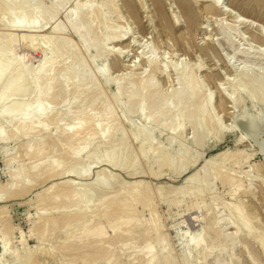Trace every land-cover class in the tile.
<instances>
[{"label": "rangeland", "instance_id": "1", "mask_svg": "<svg viewBox=\"0 0 264 264\" xmlns=\"http://www.w3.org/2000/svg\"><path fill=\"white\" fill-rule=\"evenodd\" d=\"M29 1L28 7L32 6L30 4L34 5L37 0ZM209 1L211 0H185L195 13L193 22L189 21L180 0H38L41 3L38 4L47 9L54 7L51 5L56 6L61 3L62 6H59L57 16L55 15V18L49 16L51 8L45 11L47 15L38 17L35 23L17 27L9 26L8 11L5 10L7 13H4V10L0 8V38L8 39H0L1 44L3 43L7 47L14 46L15 55L28 71L27 77H23L24 95L19 96L21 97L19 101L16 97L9 103L7 102V105L24 101L29 105L28 110H33V107H36L41 100L40 104L48 105L50 108V113L44 115L45 117L41 120L48 126V130L44 134L30 130L26 135L24 131L17 130L20 129L21 123L19 125L17 121L12 120V118L20 120V117L14 116L8 119L0 114V128L8 137L6 141L1 140L0 143V197L2 198H0V234L4 233L6 236L8 234L10 250V254L3 260L1 259L3 255L0 256V262L2 261L4 264H147L148 257H143L142 260L140 254L136 255V250L144 248L147 244H154L156 256L154 255L150 259L151 261H148L150 264L151 262L155 264L156 261V264H167V260L172 261L170 264H264V250L259 244L261 237V240H264V82H260L262 79L264 80V39L262 38L264 0H217L219 7L229 13L225 15L221 11L211 13L208 8ZM53 2L54 4H51ZM38 4L36 3V6ZM75 4L82 5L79 17L86 11L98 10L100 13L94 29L89 34L90 43L95 42L98 44L97 46L102 45L101 41L106 32H112L111 39L102 47L100 46L101 48L95 44L96 47L94 46L92 51L88 52L78 35L72 31L71 22L68 24L67 12ZM46 8L44 9L46 10ZM45 16L46 18H44ZM240 21H243L242 25L239 24ZM57 25H64L63 30L65 31L53 34V28ZM26 36L29 37L30 42L23 41V37ZM52 36L55 37L56 46H64L62 44L65 42L72 46L75 50L73 51L74 55H64L53 60L52 50L42 47L45 40ZM118 36H125L124 41L117 43ZM259 37H261L260 40H258ZM3 44L0 46L5 47ZM261 44L263 45L261 46ZM39 46L42 50L39 49ZM7 47L5 50H3L4 48L1 50L6 51L7 49V54L11 55V47H9L10 49ZM115 51L120 56L118 65L114 64ZM45 59L46 62L52 59L59 67L55 78L58 81L57 84L54 81L52 87L50 85L45 87V92L40 93L42 96H38L39 101H37L38 98L33 91L36 83L33 85L32 77L34 71H37ZM150 60L156 64L155 71L153 68L151 69ZM79 65L83 66V71L78 73ZM46 66L49 67V65ZM102 69L105 70L104 76L100 74ZM75 73L77 75L75 85L78 83V88L84 84L86 77L93 79L92 84H94L91 85V88L89 87L91 89L88 90L89 93H83L84 95L82 94L77 103H72L71 98L75 93L76 86L71 87L70 85L69 87L67 77L71 74L75 75ZM141 77L144 78L143 85L145 84V86L151 79L150 81L157 86V90L159 89L158 93L161 97L158 96L161 100L164 99L162 98L164 94L168 97L171 95V99L168 98V100L170 99L169 105L172 111L166 117L161 118V116L153 114L157 118H151L150 115L153 112L150 108L160 104L157 99L144 104L143 108L145 105L147 107L137 112L138 101L131 104L127 102V97L122 96L120 99L114 97L119 87L134 82V80L137 81ZM244 77L251 78L252 82H248V84L250 83L252 86L243 81ZM79 78L83 81L82 83ZM257 79L260 80V84ZM193 80L196 82L193 83ZM61 82L64 83L59 84L60 87L54 88V85L57 87ZM256 82L258 86L255 84ZM185 83L190 84L191 88H196L195 90L193 88L191 96L189 94L190 97L182 101L172 99L176 92L183 89ZM63 85H66L64 86V89L66 88L64 95ZM1 88L0 93L5 91ZM46 92L53 94L48 93L51 94L48 95ZM97 94L100 101L94 99ZM197 94H199L198 97ZM91 95L92 100H90ZM50 96H54V98L50 99ZM197 101L199 105H205L203 109L206 117L204 115L205 118L202 122L199 121L198 124L193 125L187 120L190 116L195 119L199 117L200 107ZM11 104L9 106H12ZM104 104L109 108V115L114 119L115 127L113 126L107 137H105L106 134L102 135L98 138L99 140L95 139L90 143L84 152L81 151V153L83 152L80 153L81 155L77 154L76 151L84 143V137L91 131L93 125L91 127V124H87L85 131L82 130V132H89L84 133L85 135L82 134L83 137L79 136L80 138L78 137L76 141L68 139L70 128L80 123L79 121L85 117L84 115L98 118L96 124L103 126L105 118H107L102 111ZM181 110L182 113L179 115L181 119L177 116L178 120L175 115H178ZM55 116L58 118L56 121L52 119ZM148 116L151 119L147 118ZM243 116L244 119L247 118L246 121L244 120L245 122L252 124L250 129L246 128L245 130L243 127L242 122L244 121L241 122ZM149 120H152L153 124H149L152 123ZM27 122L24 124L27 125L26 127L32 126L30 125L31 120ZM33 123L34 121L31 124ZM215 124L218 125V129ZM166 125L167 128H165ZM237 125H240L243 130ZM174 126L180 127L176 131ZM144 127L145 129L142 130ZM259 127L262 131H259ZM141 130L142 133H138ZM195 134L196 136H194ZM240 139L241 142H239ZM39 148L44 152L41 153L42 157L40 158L42 159L37 162V167H40L44 175L48 174V179L41 170H39L41 173L37 170L39 173L36 176L41 174L40 176L44 177H33L28 182L25 173L34 164L33 156L36 155ZM66 149L69 151L67 153L69 155H62ZM185 149L189 150V154ZM166 151L171 153L168 154ZM186 154L188 155L185 158ZM171 155L173 156L171 157ZM14 156H16L15 159H13ZM110 156L116 159L113 165L105 162V159ZM181 156L185 162L178 160L181 159ZM164 158L171 162L168 166V161L166 160L167 163H165ZM186 161H189L187 166L185 165ZM163 162L167 166H164V169L160 165ZM54 163L58 164V168L55 177L50 176L51 179H49L50 166L48 165ZM205 166L208 168H206L207 170H203ZM181 167L183 169L180 170ZM218 168H221L219 170L222 172L223 178L234 179L235 177L236 180L234 179L230 185H223L221 180L211 177V175L214 176ZM75 169L77 170L75 171ZM204 171L205 173L207 171L208 174L206 173L207 177L202 183L203 186L201 184L203 194L199 193L198 195L195 190L199 185V180L197 179L196 184V178L202 177ZM15 174L17 178L20 177L17 179ZM192 175L199 176H195L194 180ZM107 177L111 179V184L104 189L100 186L99 181ZM189 177L188 180L191 183L182 192L181 187ZM259 178L263 181H260ZM12 179L21 182L18 187L21 191L20 194L18 192L20 197L18 194L10 196L11 193L8 192V188L12 186L11 182L15 183ZM26 182L29 184L27 185ZM23 183L28 186L27 190L23 189ZM7 184H10L9 187ZM66 184L70 185L67 187L70 190L65 187ZM53 185L58 186L59 189L57 188L56 193H59L60 197L66 192L70 194L80 188L84 189L81 192L78 191L81 193L79 196L78 192L76 193L79 198L76 196L78 200L75 199V203L69 196H65L59 198V200L61 199L57 203L59 206L47 204L37 210L38 203L43 199V191ZM239 185L242 189L236 194V197H231V190ZM134 186H137V191L142 192L144 189V195L147 192V196H143L144 199L142 197L141 204L134 202L132 209L135 210V218L134 213L130 211H127V214L122 217L118 206L120 208L127 207V209L130 207L129 210H131L130 201L132 199L129 196H132L130 195L132 190L136 191ZM10 188L9 191L13 190ZM21 188L23 191L26 190L23 194ZM111 198L115 202L113 208L112 204H109ZM140 198L136 201L142 200ZM146 198L148 199L145 200ZM103 201L107 204L105 207L109 205L110 209L112 208L111 210L109 207V210L102 208L103 211L107 210L108 215L106 213L103 215L104 212L100 209V206L104 204ZM108 201L109 203H107ZM238 201L245 204L247 209L245 214L251 215V224L253 228L255 227L253 231L251 226V231L258 238L260 237L259 240L254 235L252 239L235 235L234 237L233 234L231 236V233H235L236 230L225 227L224 219H228L229 216L224 210V206L237 205ZM194 203L198 205L197 209L193 207ZM114 206H116L115 209ZM63 212L70 215L69 219H64L67 221L65 223L59 214ZM128 213L133 214L132 222L136 226H133L132 223L134 228L129 231L119 230L120 233H118L121 236L117 234L118 236L113 237L116 234L108 232L107 240L104 239L101 241L102 243L95 246L91 239L83 240L79 246L76 244L83 223H89L90 228L94 230L107 226L106 224L114 217L125 220ZM102 216L104 217L102 218ZM131 216L130 214V218ZM216 218L219 219V225L217 223L214 228L209 229L211 231L202 235L203 228ZM68 220L69 224H67ZM222 220L223 222H221ZM50 221H56L53 232L49 231L51 230ZM150 222H153L154 227L147 226L148 224L151 226ZM39 224L40 226H38ZM66 224L71 225L70 230L73 231L74 238L69 244L63 245L64 237L67 234L68 226ZM217 226H219V230L222 228L223 233L220 236L215 234ZM42 231L43 233H41ZM146 231L149 232L147 235ZM196 233L201 234V240L204 238L202 242L207 247L205 249L212 252L209 259L205 261L201 260L205 253L201 250L192 252V248L188 244V241L191 243V238ZM110 236L113 238L109 239ZM160 239L163 241L161 242ZM105 241L106 243H104ZM91 246L97 247L93 249ZM205 249L202 250L205 251ZM2 253L4 254L0 245V255ZM167 253L169 256L166 255ZM100 256L102 257L99 258Z\"/></svg>", "mask_w": 264, "mask_h": 264}, {"label": "bare ground", "instance_id": "2", "mask_svg": "<svg viewBox=\"0 0 264 264\" xmlns=\"http://www.w3.org/2000/svg\"><path fill=\"white\" fill-rule=\"evenodd\" d=\"M28 1L29 0H0V8L2 9V10H4L3 12L4 13H7V12H5V10L6 11H8V14L7 15H9V18H8V16H6L8 19H10V25L9 26H11V27H17V26H21V25H29V24H32V23H35L37 20H38V17H42V16H44V14L45 15H47L46 14V12L45 11H47V10H50L51 8H52V10H51V12H50V14H49V16L51 15V17H56L57 16V13H58V10L60 9L59 8V6L61 7L62 6V4L61 3H63L62 1H61V3L60 4H58V5H51V4H54V2L53 3H51L50 5L51 6H54V7H50V8H46V7H44L43 6V8L41 7L42 5H39V4H41V3H39L38 2V0L36 1V3L38 4V6H36V3L33 5V4H30V5H32V6H29L28 7ZM35 1V0H34ZM40 1V0H39ZM48 1H50V0H48ZM181 1V5H182V7L184 8V10H185V12H186V15H187V17H188V19H189V21L190 22H193L194 21V19H195V13H194V11H193V9L191 8V7H189L188 6V4L185 2V0H180ZM221 1V0H220ZM30 2V1H29ZM210 2V5H209V11L211 12V13H213V12H216V11H221V13L223 12L224 13V15L225 14H229L228 12H227V10H222L223 8H220L219 7V3L217 2V0H211V1H209ZM50 3V2H49ZM35 6V7H34ZM80 6L82 7V5H77V4H75V5H72L70 8H69V10H68V12H67V20L69 21V23L68 24H70V22H71V24L70 25H72L71 27H72V31L76 34V35H78V37H79V40H81V42L85 45V47H86V50L89 52V51H92V49H93V47L95 46V44H96V46L98 45L97 43H93V42H91L92 44H94L93 46H92V44L90 43V38H89V34H90V32L94 29V26H95V22H97L96 20L97 19H99V12H98V10H93V11H86L85 13H82L81 15H80V17H79V11L81 10V8H80ZM32 7V8H31ZM224 7V6H223ZM44 8H46V10L44 9ZM80 8V9H79ZM207 11H208V9H207ZM230 11V10H229ZM231 13H232V11H230ZM49 13V12H48ZM208 13V12H207ZM206 13V14H207ZM219 13V12H218ZM237 14V13H236ZM236 14H234V15H236ZM4 15V14H3ZM56 15V16H55ZM223 15V14H222ZM221 15V16H222ZM212 16V15H211ZM238 16V15H237ZM77 17H79V18H77ZM230 17V16H229ZM44 18H46V16L44 17ZM53 18V19H54ZM235 18V17H234ZM243 18V17H242ZM101 19V18H100ZM40 20V19H39ZM244 20H245V18H244ZM1 21V20H0ZM4 21V20H3ZM236 21V20H235ZM246 21V20H245ZM241 22H243V21H240L239 22V24H243V23H241ZM4 23V22H3ZM38 23V22H37ZM246 23V22H245ZM44 25V24H43ZM65 25V24H64ZM60 26V25H57V26H54V28H53V34H57V33H60V32H62V31H65V30H63V27L65 28V26ZM69 25V26H70ZM178 25V24H177ZM42 26V25H41ZM261 26V25H260ZM70 27V28H71ZM84 27V28H83ZM258 27V26H257ZM260 29V28H259ZM259 32H260V30H259ZM264 32V31H263ZM112 34V32H110V31H108V32H106V34L104 35V38H102V45H105L111 38H110V35ZM261 35H262V33H261ZM27 37V36H26ZM23 37L24 38V40L23 41H25L26 43L27 42H30V39H29V37ZM124 37L125 36H118V38H117V43H121V42H123L124 41ZM31 38V37H30ZM262 38L264 39V33H263V36H262ZM0 39H2V38H0ZM7 39V38H6ZM6 39H2V40H6ZM29 39V40H28ZM261 39V37H259V39L258 40H260ZM8 40V39H7ZM34 40V39H33ZM45 40V39H44ZM44 40H43V42H44ZM229 40V39H228ZM231 40V39H230ZM257 40V41H258ZM31 41H32V39H31ZM42 42V43H43ZM56 40H55V37H48L47 38V40H45V43H43V45H42V47H44L45 49H47V48H50L51 50H52V59L53 60H57V58L59 57H62V56H64V55H70V54H73L74 55V53H73V51H75L74 49H73V47L72 46H70L68 43H64V44H62V45H64V46H59V45H57L56 46ZM261 42H262V40H261ZM6 43V42H5ZM8 43V42H7ZM6 43V44H7ZM11 43V42H10ZM9 43V44H10ZM260 43V42H259ZM3 44V43H2ZM1 44V40H0V45H2ZM12 44V43H11ZM10 44V45H11ZM14 45V44H13ZM37 45V44H36ZM41 45V44H40ZM102 45L100 44L99 46H97V47H102ZM263 44H261V46H262ZM3 46H5V44H3ZM9 46V45H8ZM59 46V47H58ZM95 46V47H96ZM0 47H2V46H0ZM5 47H7V46H5ZM5 47H2L1 49H3V50H5ZM9 47H11V46H9ZM9 47H7V48H9ZM47 47V48H46ZM62 47V48H61ZM100 47V48H101ZM13 48V49H12ZM43 48V49H44ZM0 49V88L2 87L3 89H5V91H3L2 93H0V107H1V109H2V111L0 112V114H1V116L3 115V117L4 116H6V117H8V119H11L12 117H16V116H18V118L20 117V120H18V119H13L12 118V120H15V121H17V124H19L20 125V123H21V126L19 127L20 129H17V130H21L20 132H23L24 131V134H26L27 135V132H29L30 130H36V131H39V134L41 133V134H44V133H46L47 132V128H48V126H46L44 123H42V121L41 120H43L42 118L43 117H45L46 116V114H48V113H50V108H49V106L48 105H43V104H40L41 103V100L39 101V98H38V96H40L41 94V92L42 91H44V88L45 87H47L48 85H50V87H52L51 85H52V83L54 82V81H56L55 80V78H56V76H57V71H58V68L59 67H57V65H55V62H53L52 61V59H51V61H48L47 60V62H46V59L44 60V62L43 63H41V65L37 68V71H34L33 73V77H32V79H33V85H34V83H36V85L34 86L35 88V90L33 89V91H34V95H36L37 96V101H39L38 102V105L36 106V107H33L34 109L32 110L31 108V110H28V108H29V105L28 104H25L24 103V101L23 102H19V103H13V105L12 106H9V105H7V102L9 103L12 99L14 100L16 97L18 98V101H19V98H21L24 94V79H23V77L24 76H26L27 77V70H26V68H25V66L23 65V63L19 60V58L15 55V49H14V46L13 47H11V55L10 54H7V49H6V51H3V50H1ZM10 49V48H9ZM9 49H8V51H9ZM39 49H40V46H39ZM38 49V50H39ZM40 50H42V48L40 49ZM118 51H119V49H118ZM117 51H115L114 53H116ZM241 52V51H240ZM9 53H10V51H9ZM91 53V52H90ZM112 53V52H111ZM111 53H109V54H111ZM113 53V54H114ZM123 53V52H122ZM122 53H121V55H122ZM242 53V52H241ZM112 54V55H113ZM245 54V53H244ZM71 56V55H70ZM118 59H120V56L116 53L115 54V63L114 64H116V65H118L119 64V61L120 60H118ZM117 61V62H116ZM118 63V64H117ZM121 63V62H120ZM154 63V64H153ZM149 64L152 66L151 67V69L153 68L154 69V71H155V67H156V64H155V62H153V60L151 61H149ZM46 65H49V67L48 66H46ZM64 66V65H63ZM67 66V65H66ZM45 67V68H44ZM65 67V66H64ZM116 67V66H115ZM118 67V66H117ZM122 67V66H121ZM62 68V67H61ZM44 69H46L45 71H44ZM48 69V70H47ZM77 71H78V73L79 72H81V71H83V66L82 65H79L78 67H77ZM63 70V69H62ZM66 70V69H65ZM77 71H76V73H77ZM159 71V70H158ZM59 73V72H58ZM76 73H75V75H73V74H71L69 77H67L68 78V84H69V87H70V85H71V87L73 86V85H75V83H76V78H77V75H76ZM56 74V75H55ZM100 74L102 75V76H104L105 75V70L104 69H102L101 71H100ZM184 75V74H183ZM79 77V76H78ZM183 77V76H182ZM246 79V81H245V79ZM242 80L246 83V84H248V82H252L251 81V78H246V77H244ZM26 79V78H25ZM80 79V78H79ZM250 79V80H249ZM252 79H254V78H252ZM260 79V78H259ZM259 79H257V81H258V83H259ZM31 80V79H30ZM81 80V79H80ZM151 80V79H150ZM149 80V82L146 84V86H145V84L143 85V81H144V78H139L137 81H135L134 80V82L132 81V82H129L127 85H124V86H121V87H119V89L117 90V92L115 93V98L116 99H120V97L122 98V96H124L127 100V102H130L131 104H134V103H136L137 101V104H138V108H137V112H140V111H142V108H143V105L144 104H146V103H150L152 100H156L157 99V102H158V100L160 101V104L158 103L157 105H155L153 108L151 107H149L150 109H151V112H153V113H151L152 115L154 114H156V115H158L159 117L161 116V118H164V116L166 117L169 113H171V111H172V109H171V106L169 105V100L171 99V95H169V97L166 95V94H164V97H162V98H164L163 100H161L160 98H159V96H160V94L158 93V90H157V86L156 85H154V83L152 82V81H150ZM6 81H8V82H6ZM58 81V80H57ZM57 81L55 82L56 84H57ZM65 81H67V79H65ZM64 81V82H65ZM92 81H93V79H91L90 77H86V79H84V84L83 85H81L80 86V83H79V88H78V83L75 85L76 87V90H75V88H74V95L72 96V98H71V102L72 103H77V101H78V99H80V97L82 96V94L83 93H86V92H88V90L91 88V85L93 86V84H92ZM194 81L195 80H193V83H194ZM253 81H255V80H253ZM64 82H61V83H58V85H57V87H55V85H54V88H58V86L60 87L61 85H59V84H62V83H64ZM83 81L81 80V83H82ZM94 82V81H93ZM196 82V81H195ZM260 82H264V80L262 79ZM4 83H7V84H5L4 85ZM65 84H67V83H65ZM192 84V83H191ZM250 84V83H249ZM248 84V85H249ZM253 85H254V83H252ZM256 85H257V82L255 83ZM260 84V83H259ZM262 84V83H261ZM264 84V83H263ZM7 85V86H6ZM242 85H244L245 86V84H243L242 83ZM251 85V84H250ZM64 86H66V85H63V95H64V92H65V90H66V88L64 89ZM68 86V85H67ZM247 86V85H246ZM252 86V85H251ZM258 86V85H257ZM49 87V86H48ZM90 87V88H89ZM193 87V86H192ZM1 88V90H3ZM93 88V87H92ZM194 88V87H193ZM193 88H191V85L189 84L188 85V83H185V86L183 87V89L182 90H180V91H178V92H176L175 94H174V98H172V99H174V100H183V99H187V97H190L191 96V92H192V90H193ZM48 89V88H47ZM52 89V88H51ZM196 88H194V90H195ZM26 90V89H25ZM45 90H46V88H45ZM61 90H62V88H61ZM91 90V89H90ZM50 91V90H49ZM1 92V91H0ZM45 92V91H44ZM62 92V91H61ZM90 92V91H89ZM88 92V93H89ZM160 92V91H159ZM47 93V92H46ZM48 93H52V92H48ZM47 93V94H48ZM254 93V92H253ZM253 93H252V95H253ZM53 94V93H52ZM189 94H190V96H189ZM193 94H195V93H193ZM48 95H51V94H48ZM84 95V94H83ZM159 95V96H158ZM196 95V94H195ZM198 95L199 94H197V97H198ZM19 96H21V97H19ZM42 96V95H41ZM56 96V95H55ZM163 96V95H162ZM167 97V99H166V97ZM54 98V96H50V99L51 98ZM161 97V96H160ZM193 97V96H192ZM250 97H252L251 95H250ZM36 98V97H35ZM41 98V97H40ZM168 98H170L169 100H168ZM94 99H95V101H97V100H99L100 99V97H99V95L97 94L95 97H94ZM190 99V98H189ZM195 99H197V98H195ZM194 99V100H195ZM90 100H92V95H91V99ZM168 100V101H167ZM191 101H193L192 99H190ZM198 100V99H197ZM17 101V102H18ZM100 101V100H99ZM163 103H162V102ZM186 101V100H185ZM190 101V102H191ZM65 102H66V100H65ZM90 102H92V101H90ZM167 102V103H166ZM198 102V101H197ZM208 102V104H209V102H210V99L207 101ZM93 103V102H92ZM194 103H196V102H194ZM264 103V102H263ZM90 105H91V103H89ZM200 104H204V103H200ZM28 105V106H27ZM76 105V104H75ZM106 104H104V105H102L103 107H102V111H103V113L104 114H106V116H107V118H105V123H104V125L102 126V128H100L101 126H99L98 125V123L96 124V120L98 119H96L95 117H93V116H87V115H84V116H82V117H84V118H81V121H79L80 123H76L77 125H74V127L71 129L70 128V133H69V137H68V139L71 141H76L77 139H78V137L80 136V137H83L82 136V134H86V132H89V131H86V132H82V130L83 131H85V128H86V125L87 124H91V127H92V125H93V127L91 128V131L89 132V133H87V135H85V139H84V143L82 144V146L76 151L77 152V154L79 153H81V151H83L84 152V150L85 149H87L88 148V146H89V144L90 143H92L95 139L96 140H99L98 138H100L102 135H104V134H106V136L105 137H107V135L109 134V132L111 131V129L113 128V126H114V123L115 122H113V120L114 119H112V117L109 115L110 114V111H109V108H107V106H105ZM198 105H199V102H198ZM187 106V105H186ZM203 106H205V105H199V109H200V114H199V117H197L196 119L195 118H193V117H189L188 118V123H192L193 125L194 124H196L197 122L199 123V121L200 122H202L204 119L203 118H205L206 117V113L204 112L205 110L203 109ZM145 107H147L146 105H145ZM144 107V108H145ZM144 108H143V110H144ZM187 108V107H186ZM0 109V110H1ZM148 109V108H147ZM48 110H49V112H48ZM149 110V109H148ZM150 111V110H149ZM132 112V111H131ZM128 113V112H127ZM133 113V112H132ZM179 114L177 115H175L176 117L178 116L180 119H181V117L179 116L181 113H182V110L181 111H179L178 112ZM205 113V114H204ZM45 115V116H44ZM128 115V114H127ZM152 115H150L151 116V118L152 117H154V115L152 116ZM204 115H205V117H204ZM263 115V114H262ZM87 116V117H86ZM163 116V117H162ZM11 117V118H10ZM143 117V116H142ZM177 117V118H178ZM147 118H150L149 116L147 117ZM146 118V119H147ZM150 118V119H151ZM155 118V117H154ZM154 118H153V120H154ZM157 118V117H156ZM155 118V119H156ZM179 118H178V120H179ZM52 119H54L55 121H56V119H58V118H56V116H55V118H52ZM51 119V120H52ZM159 119V118H158ZM247 119V118H246ZM246 119H244V116H243V120H241V122L242 121H246ZM29 120H31V123H32V121H34V123L33 124H31L30 123V125H32V126H29V127H26L24 124H25V122L26 123H28L27 121H29ZM162 120V119H161ZM209 120V119H208ZM53 121V120H52ZM98 121V120H97ZM147 121V120H146ZM145 121V122H146ZM152 121V120H151ZM150 120H149V122H151ZM242 122L243 123V127L245 128V130H246V128L248 129L251 125L249 124V123H247V122ZM248 121H249V119H248ZM19 122V123H18ZM54 122V121H53ZM58 122V121H57ZM148 122V123H149ZM154 122H156L155 120H154ZM159 122V121H158ZM176 122V121H175ZM179 122V121H178ZM241 122H240V124H241ZM161 123V122H160ZM180 123H182V122H180ZM197 123V124H198ZM252 123V122H251ZM149 124H153V121H152V123H149ZM148 124V125H149ZM155 124V123H154ZM175 125L177 124V123H174ZM174 124H171L172 126L174 125ZM179 124V123H178ZM98 125V126H97ZM146 125H147V123H146ZM145 125V126H146ZM157 125V124H156ZM164 125H165V123H164ZM217 124H215V126H216ZM261 125V124H260ZM171 126V127H172ZM238 127H240L241 128V126L240 125H237ZM115 127V126H114ZM178 127H180V126H174L173 128L177 131V129H178ZM217 127V129H218V125L216 126ZM216 127H214V128H216ZM257 127V126H256ZM263 127V126H262ZM165 128H167V125H166V127ZM260 128V127H259ZM258 128V129H259ZM1 129V128H0ZM67 128H65V130H66ZM143 129H145V127L144 128H142V130ZM148 129V128H147ZM168 129H170L171 130V128H168ZM167 129V130H168ZM242 129V128H241ZM250 129V128H249ZM142 130L140 131V132H138V133H142ZM173 130V129H172ZM243 130V129H242ZM66 131H68V130H66ZM145 131V130H144ZM259 131H262L261 130V128L259 129ZM61 132H63V131H61ZM60 132V133H61ZM65 134H66V132H64ZM137 133V134H138ZM143 133H145V132H143ZM147 133V132H146ZM143 135V134H142ZM7 135L5 134L4 135V130H0V143H1V140H7L8 139V137H6ZM194 136H196V134L194 135ZM79 137V138H80ZM67 138V137H66ZM136 139H137V137H136ZM140 139V138H139ZM138 139V140H139ZM68 140V141H69ZM101 140V139H100ZM4 142V141H3ZM239 142H241V139L239 140ZM121 143V142H120ZM174 144V143H173ZM27 145V144H26ZM122 145V144H121ZM40 148H42V147H40ZM40 148H39V150L36 152V155H34L33 157H34V160H35V162L33 161V165L29 168V170H27V172L25 173V175L27 176V178H28V182H29V180L30 179H32L33 177H36V178H40V177H44V176H47L48 174H46V175H44L43 174V172H42V170L40 169V167H37V162H39L40 160L39 159H42V158H40V157H42V155H41V153L42 152H44L43 151V149H41L40 150ZM163 149V148H162ZM190 149V148H189ZM186 150V149H185ZM154 151H155V149H154ZM164 151V150H163ZM170 151V150H169ZM172 151V150H171ZM189 150L187 149L186 150V152L189 154V152H188ZM69 151H67V149L66 150H64V153H62V155H65L66 156V154L68 153ZM75 152V153H76ZM82 152V153H83ZM167 152V151H166ZM173 152V151H172ZM185 152V151H184ZM183 152V153H184ZM28 153V152H27ZM81 153V154H82ZM162 153V152H161ZM168 154L169 153H171V152H167ZM80 154V155H81ZM164 154V153H163ZM188 154H186V156H185V158L187 157V155ZM201 154V153H200ZM199 154V155H200ZM67 155H69V154H67ZM166 155V154H165ZM180 155V154H179ZM183 155H185V154H183ZM75 157H78V156H76V155H74ZM173 155H171V157H172ZM15 157L16 156H14V158L13 159H15ZM73 157V156H72ZM163 157V156H162ZM166 157V156H165ZM169 157V156H168ZM167 158V157H166ZM176 158V157H175ZM196 158V157H195ZM197 158H200V156H197ZM235 158V157H234ZM12 159V160H13ZM74 159V158H73ZM165 159V158H164ZM170 159V158H169ZM177 159V158H176ZM78 160V159H77ZM114 160H116L115 159V157H113V156H110L108 159H105V162L107 161L108 163H110V164H114ZM167 159H165V160H163V161H165V163H167V161H166ZM178 160H182V161H184L185 162V160H183L182 159V156H181V159H178ZM177 160V161H178ZM196 160H198V159H196ZM172 161V160H171ZM232 161H233V159H232ZM176 162V161H175ZM181 162V161H180ZM179 162V163H180ZM187 163L185 164L186 166H187V164L189 163V161H186ZM164 162L163 163H161L160 165H161V168L162 169H164L163 167L166 165ZM169 163H171V162H169L168 161V163H167V166H168V164ZM178 163V164H179ZM175 164V163H174ZM181 165V164H180ZM180 165H179V167H180ZM183 165H184V163H183ZM182 165V166H183ZM39 166V165H38ZM42 166V165H41ZM48 166H50V168H49V171H48V173H49V179H51V177H53L54 175H55V173H56V171H57V168H58V164H56V163H54L53 165H48ZM167 166H165V167H167ZM176 166V165H175ZM186 166H184L185 168H187ZM177 167H178V165H177ZM189 167V166H188ZM209 167V166H208ZM220 167H222L221 165H220ZM39 168V169H38ZM43 168V167H42ZM45 168H47L46 166H45ZM159 168V167H158ZM207 167L205 166L204 167V169L203 170H207L206 169ZM160 169V168H159ZM181 169H183L182 167L180 168V170ZM221 170V168H218V170L214 173V176H212L211 175V177H214L215 179L217 178V179H219V181L221 180L222 181V183H223V185H230L232 182H233V180L235 179L236 180V178L234 177V179L233 178H230V177H227V178H223V175H222V172L220 171ZM39 170H41V172H42V174L44 175H42V176H40L41 174H39V176H36V175H38L37 173H39L38 171ZM45 170V169H44ZM74 170V169H73ZM77 169H75V171H76ZM177 170H179V168H177ZM40 172V173H41ZM46 172V171H45ZM180 172V171H179ZM209 172V171H208ZM20 173V172H19ZM206 173H207V171H206ZM205 173V171L203 172V176L201 177V176H199V175H197V176H199V177H197L196 175V184H197V182H198V180H199V185L197 186V189L195 190V191H197L198 192V195H199V193H202V186H203V182H204V180H205V178L207 177V174ZM17 174V173H16ZM15 174V175H16ZM210 174V173H209ZM20 175V174H19ZM21 175H22V173H21ZM57 175V174H56ZM202 175V174H201ZM51 176V177H50ZM193 176V175H192ZM195 176H193L194 177V180H195ZM209 176V175H208ZM20 177V176H19ZM18 177V178H19ZM55 177V176H54ZM53 177V178H54ZM193 177L191 178V180L193 179ZM201 177V178H200ZM210 177V176H209ZM208 177V178H209ZM257 177H258V175H257ZM14 178V177H13ZM16 178H17V175H16ZM17 178V179H18ZM256 178V177H255ZM47 179H48V176H47ZM188 179H190V177L189 178H187V180L186 181H184L185 182V184L183 183V186L181 187V189L183 190V189H185L187 186H188V184L189 183H191V181L190 180H188ZM198 179V180H197ZM260 179V181L262 180L261 178H259ZM12 180H14V179H12ZM20 180V179H19ZM255 180H258V179H255ZM15 181V180H14ZM21 181H23V180H21ZM31 181V180H30ZM193 181V180H192ZM259 181V180H258ZM263 181V180H262ZM16 183V184H15ZM15 183H13V182H11V184H12V186H11V188L9 187V185L7 186V187H9L10 189H13V190H11V191H9V188H8V192H9V194H10V196H15V195H17L18 194V192H19V194L21 193V191H20V188H18L19 187V184L21 183V182H16L15 181ZM238 183V182H237ZM24 184V183H23ZM22 184V187H23V189L25 188H28V186H26L25 184V187H24V185ZM26 184H27V182H26ZM29 184V183H28ZM27 184V185H28ZM56 184V183H55ZM60 184V183H59ZM70 184V183H69ZM69 184H66L65 185V187L67 188L68 186H70ZM99 184H100V186L102 187V188H104V189H106V188H108L109 187V185L111 184V179L109 178V177H107V178H105L104 180H101V181H99ZM201 184H202V186H201ZM236 184V183H235ZM136 185V184H135ZM234 185V184H233ZM204 186H205V184H204ZM232 186V185H231ZM135 187V186H134ZM3 188V187H2ZM57 188H58V186H56V185H53V186H50V187H48L46 190H44L43 191V199L38 203V205H37V210H39V209H41L42 207H44L45 205H47V204H51V205H56L60 200H59V198H61V197H65V196H69L70 197V199L72 200V201H74V203H75V199H77V197L79 196V194H81V193H79L78 191H82L84 188H80L79 190H77V191H75V192H73V193H68V192H66V193H64L63 194V196H61L60 197V195L58 196V194L59 193H56V190H57ZM133 188V187H132ZM137 188V186L135 187V189ZM139 188H140V186H139ZM144 188V187H143ZM161 188V187H160ZM19 189V190H18ZM22 189V188H21ZM23 189H22V191H23ZM59 189V188H58ZM62 189V188H61ZM68 190H70L69 188H67ZM129 189H130V187H129ZM147 189V188H146ZM180 189V190H181ZM242 188H241V185H239V186H237L235 189H233V190H231V193H230V196L231 197H236V194H238V192H240V190H241ZM6 190H7V188H6ZM5 190V191H6ZM27 190V189H26ZM26 190H24V191H26ZM125 190V189H124ZM131 190V189H130ZM138 189H136V191L135 190H132V193L130 194V195H132V196H129V197H131V199L130 198H128V199H130L131 201H130V206H131V210H134V209H132V206H134L133 204H134V202L136 203H139V204H141V201L143 202V199H144V197H145V195L147 196V192L145 193V195H144V192H143V190L144 189H142V192L139 190V191H137ZM1 191V190H0ZM24 191L22 192V194L24 193ZM3 192V191H2ZM78 192V196L76 195V193ZM127 192V191H126ZM178 192H180V191H178ZM182 192H184V190L182 191ZM196 192V193H197ZM206 192V191H205ZM26 193V192H25ZM68 193V195H66ZM139 193H142L141 195L139 194ZM181 193V192H180ZM242 194L244 193V192H241ZM18 194V195H19ZM124 194H125V192H124ZM150 194V193H149ZM182 194V193H181ZM203 194V193H202ZM201 194V195H202ZM184 195H186V194H184ZM245 195V194H244ZM3 196V195H2ZM9 196V197H10ZM77 196V197H76ZM141 198H140V197ZM144 196V197H143ZM181 196H183V195H181ZM187 196V195H186ZM195 196V195H194ZM246 196V195H245ZM4 197H6V196H4ZM19 197H20V195H19ZM117 197H118V195H117ZM142 197H143V199H142ZM1 198V197H0ZM7 198V197H6ZM12 198V197H11ZM79 198V197H78ZM138 198H140V199H142V200H139V202L138 201H136V200H138ZM2 199V198H1ZM0 199V200H1ZM8 199V198H7ZM6 199V200H7ZM10 199V198H9ZM113 198H111V199H109V201H111L110 203H109V201L107 202V203H109L110 205L112 204V208H113V203H115V202H113L114 200H115V197H114V200H112ZM117 199V198H116ZM148 198H146L145 200H147ZM184 199H185V197H184ZM63 200V199H62ZM78 200V199H77ZM77 200H76V202H77ZM118 200V199H117ZM116 200V201H117ZM121 200H123V199H121ZM124 201V200H123ZM151 201V200H150ZM178 201V200H177ZM182 201H183V199H182ZM181 200H180V202H182ZM104 202V201H103ZM102 202V203H103ZM79 203V202H78ZM151 203V202H150ZM149 203V204H150ZM174 203V202H173ZM196 203V202H195ZM193 204V207H196V209H197V207H198V205L197 204ZM128 204V205H129ZM143 204V203H142ZM152 204H153V202H152ZM179 204V203H178ZM181 204V203H180ZM179 204V205H180ZM58 205V204H57ZM100 205H101V203H100ZM99 205V206H100ZM105 205L107 206V204L104 202V204H103V206H100L101 208V210H102V212H104L103 213V215L107 212V210H104L103 211V209L102 208H104V209H108V207H109V209H110V206L108 205V207H105ZM127 205V204H126ZM127 205V206H128ZM138 205V204H137ZM175 205V204H174ZM59 206V205H58ZM57 206V207H58ZM60 206H62V205H60ZM78 206V205H77ZM123 206V205H122ZM178 206V205H177ZM64 207V206H63ZM119 207V211L122 213V217H123V215L125 214H127V211L129 212H135V210L134 211H131V210H129L130 209V207H128V209H127V207L126 208H124V207H121L120 208V206H118ZM118 207H117V209H118ZM141 207V206H140ZM143 207V206H142ZM179 207V206H178ZM186 207V206H185ZM190 207V206H189ZM65 208V207H64ZM111 208V209H112ZM116 208V206H114V209ZM135 208H136V206H135ZM180 208V207H179ZM58 209V208H57ZM67 209V208H66ZM99 209V208H98ZM108 209V210H109ZM110 209V210H111ZM169 209L171 210V208L169 207ZM64 210V209H63ZM78 210H80V209H78ZM84 210V209H83ZM82 210V211H83ZM86 210V209H85ZM101 210H99V211H101ZM189 210V209H188ZM224 210L228 213V216H229V218L228 219H224V221H225V223H224V225H226L225 227L227 228V227H229V228H232V229H235L236 230V232L235 233H231V236H232V234H233V236L235 235L236 237H244V238H246V239H252L253 238V235H254V233H253V231L255 230L254 228H253V226H252V222H251V215H249V214H245V211L247 212V209H246V206H245V204L242 202V201H238V203H237V205L235 204V205H225L224 206ZM51 211V210H50ZM56 211V210H55ZM54 211V212H55ZM62 211V210H61ZM137 211V210H136ZM152 212V211H151ZM82 213V212H81ZM99 213V212H98ZM108 213V212H107ZM106 213V215H108ZM118 213V212H117ZM139 213V212H138ZM60 215H61V217L60 216H58V217H60V218H62L61 220H64V219H66V218H68L70 215H68L66 212H63V213H59ZM101 214V213H100ZM130 214L132 215L131 216V218H130ZM128 213V215H129V217L127 218V216L125 217L126 219L125 220H123V219H120V218H116L115 219V217H114V219L112 220L111 219V221L108 223V224H106L107 226H105V227H98V228H96V229H94V230H92L91 228H90V224L89 223H87L86 222V224L85 223H83L84 225L81 227V229H80V232H81V234H80V236L78 237L79 239H77V242H76V244L79 246V244L80 243H82V241L83 240H85V239H91L92 241H93V243H94V246L95 245H97V244H99L101 241H103L104 239H106V236H107V234H108V232L110 233H112V234H116V235H114L113 237H115V236H118L117 234H119L120 232H119V230H123V229H126V230H130V229H132V228H134L133 226H136V224H134L132 221H133V219H132V217H133V214L132 213ZM136 213H134V218L136 217V215H135ZM102 215V214H101ZM116 215V214H115ZM80 216V215H79ZM207 216V215H206ZM82 217V216H81ZM104 216H102V218H103ZM120 217V216H119ZM227 217V216H226ZM56 218H57V216H56ZM84 218V217H83ZM48 219V218H47ZM50 219V218H49ZM69 219V218H68ZM194 219V218H193ZM67 220V219H66ZM66 220H64V223H65V221ZM154 220V219H153ZM218 218H216V219H214V220H212L211 222H209V224H207V226L206 227H204L203 228V233H201L202 235L204 234L205 235V232H208V231H211V230H209V229H212V228H214V226H216L217 225V223H218V225H219V222H218ZM48 221V220H47ZM59 221V220H58ZM109 221V220H108ZM136 221V220H135ZM134 221V222H135ZM62 222V221H61ZM67 222V221H66ZM69 220H68V223L67 224H69ZM137 222V221H136ZM135 222V223H136ZM221 222H223V220L221 221ZM253 222H255V221H253ZM132 223H133V226H132ZM140 223V222H139ZM151 223V222H150ZM201 223V222H200ZM66 224V225H67ZM155 224V223H154ZM254 224V223H253ZM44 225V224H43ZM45 225H46V223H45ZM49 225L51 226V230H49L50 232H53V229L55 228V226H56V221H50L49 222ZM62 225H64V224H62ZM61 225V226H62ZM65 225V226H66ZM100 225V224H99ZM156 225V224H155ZM38 226H40V224L38 225ZM68 227H67V234L65 235V237H64V241H63V245H67V244H69L70 242H72V240H73V238H74V234H73V231H71L70 230V226L71 225H67ZM132 226V227H131ZM139 226H140V224H139ZM147 226H149V227H154L153 226V222L151 223V226L148 224ZM251 226H252V230L253 231H251ZM46 227H47V225H46ZM218 228H216L217 229V231H215V234H216V236H220L223 232H222V228H220V230H219V226H217ZM40 228V227H39ZM38 228V229H39ZM42 228V227H41ZM40 228V229H41ZM43 228H44V226H43ZM46 229V228H45ZM151 229H153V228H151ZM215 229V230H216ZM42 230H44V229H42ZM148 231H149V229H147ZM154 230V229H153ZM224 230V229H223ZM227 230V229H226ZM230 230V229H229ZM257 230V229H256ZM148 231H146V235L150 232H148ZM152 231V230H151ZM199 231V230H198ZM119 232V233H118ZM148 232V233H147ZM258 232V231H257ZM38 233V232H37ZM41 233H43V231L41 232ZM49 233V232H48ZM154 233V232H153ZM158 233V232H157ZM50 234V233H49ZM130 234V233H129ZM201 234H199V233H196V235L193 237V238H191L192 240H191V243H190V241H188V244H190V246H191V248H192V252H197V251H199L200 252V250L203 252V253H205V254H203V256H202V261L204 260H207V259H209V257L211 256V250L209 251V249H205V247L206 246H204L203 245V242H202V240L204 239H202L201 240ZM45 235V234H44ZM120 235V234H119ZM144 235V234H143ZM260 235V234H259ZM7 236H8V234H7ZM7 236L3 233V234H0V245H1V247H2V249H3V252H4V254L2 253L0 256H2L1 257V259L3 260L8 254H10L9 252H10V250H9V248H8V245H9V240H8V238H7ZM38 236H40V235H38ZM46 236V235H45ZM50 236V235H49ZM121 236V235H120ZM123 236V235H122ZM234 236V237H235ZM254 236H256V235H254ZM112 236H110L109 237V239H111V238H113ZM127 237V236H126ZM147 238H148V236H146ZM145 237V238H146ZM155 237V236H154ZM161 237V236H160ZM228 237V236H227ZM234 237L232 238L233 240H234ZM257 237V236H256ZM264 237V236H263ZM41 238V237H40ZM47 238H48V236H47ZM125 238V237H124ZM217 238V237H216ZM231 238V237H230ZM255 238V237H254ZM258 238V237H257ZM39 239V238H38ZM43 239V238H42ZM260 239V237L258 238V240ZM261 239H262V237H261ZM260 239V241H259V244H260V246L262 247L261 249H263L264 250V240L262 241ZM46 240V239H45ZM75 240V239H74ZM107 240V239H106ZM115 240V239H114ZM121 241H122V239H120ZM124 240V239H123ZM150 240V239H149ZM158 240V239H157ZM161 240V242L163 241L162 239H160ZM255 240V239H254ZM42 241V240H41ZM109 241V240H108ZM159 241V240H158ZM111 242V241H110ZM109 242V243H110ZM150 242V241H149ZM160 242V243H161ZM205 242V241H204ZM255 242V241H254ZM256 242H257V240H256ZM102 243V242H101ZM104 243H106V241L104 242ZM158 243V242H157ZM159 243V244H160ZM122 244V243H121ZM126 244V243H125ZM257 244V243H256ZM76 245V246H77ZM123 245V244H122ZM77 246V247H78ZM86 246V245H85ZM89 246H90V244H89ZM94 246H91V247H93V249H95L96 247H94ZM80 248V247H79ZM82 248V247H81ZM108 248V247H107ZM155 245L154 244H147L144 248H142V249H139V250H136L137 252V254L136 255H139L140 254V256H141V259L143 258V257H145V258H147L148 257V259H147V264H150V262H148L151 258H153V256L155 255V253H156V250H155ZM207 248V247H206ZM209 248V247H208ZM91 249V248H90ZM89 249V250H90ZM98 249V248H97ZM101 249H102V247H101ZM101 249H98V250H101ZM109 249V248H108ZM202 249H205V251H203ZM48 250V249H47ZM46 250V251H47ZM78 250V249H77ZM80 250V249H79ZM106 250V249H105ZM197 250V251H196ZM208 250V251H207ZM42 251V250H41ZM59 251V250H58ZM75 251V250H74ZM130 251V250H129ZM132 251V250H131ZM12 252V251H11ZM108 252V251H107ZM44 253V252H43ZM103 253V252H102ZM105 253V252H104ZM123 253V252H122ZM135 253V252H134ZM162 253H163V251H162ZM45 254V253H44ZM201 254V253H200ZM199 254V255H200ZM201 254V255H202ZM46 255H47V253H46ZM50 255V254H49ZM94 255V254H93ZM143 255V256H142ZM163 255V254H162ZM166 255H168V253L166 254ZM12 256H14V255H12ZM16 256V255H15ZM42 256V255H41ZM99 256V255H98ZM98 256H95V257H98ZM156 256V255H155ZM169 256V255H168ZM49 257V256H48ZM102 256H100L99 258H101ZM136 257V256H135ZM167 257V256H166ZM165 257V258H166ZM25 258V257H24ZM98 258V259H99ZM105 258V257H104ZM168 258V257H167ZM26 259V258H25ZM85 259V258H84ZM94 259V258H93ZM157 259V258H156ZM139 260H140V257H139ZM143 260V259H142ZM104 261V260H103ZM105 261H106V259H105ZM112 261V260H111ZM145 261H146V259H145ZM144 261V262H145ZM151 261V260H150ZM168 261V263L167 264H170L171 262H169L170 260H167ZM25 262H26V260H25ZM140 262V261H139ZM113 263V262H112ZM141 263V262H140ZM156 263H157V261H156ZM155 263V264H156ZM188 263V262H187ZM206 263V262H205ZM0 264H4V262L2 263V261L0 262ZM26 264V263H25ZM151 264H152V262H151ZM203 264V263H202ZM228 264V263H227Z\"/></svg>", "mask_w": 264, "mask_h": 264}]
</instances>
